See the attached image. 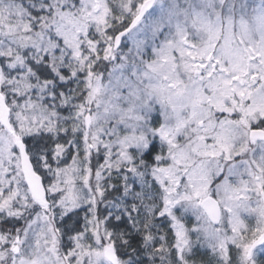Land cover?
Returning <instances> with one entry per match:
<instances>
[{
  "label": "snow or ice",
  "instance_id": "snow-or-ice-1",
  "mask_svg": "<svg viewBox=\"0 0 264 264\" xmlns=\"http://www.w3.org/2000/svg\"><path fill=\"white\" fill-rule=\"evenodd\" d=\"M0 264H264V0H0Z\"/></svg>",
  "mask_w": 264,
  "mask_h": 264
}]
</instances>
